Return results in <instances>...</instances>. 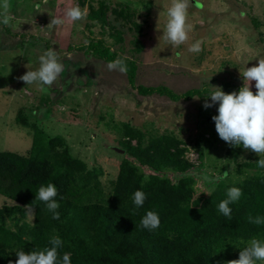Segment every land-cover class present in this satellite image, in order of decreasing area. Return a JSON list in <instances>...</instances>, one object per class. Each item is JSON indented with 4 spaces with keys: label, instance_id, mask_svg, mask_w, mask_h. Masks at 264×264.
Returning <instances> with one entry per match:
<instances>
[{
    "label": "rangeland",
    "instance_id": "374dc122",
    "mask_svg": "<svg viewBox=\"0 0 264 264\" xmlns=\"http://www.w3.org/2000/svg\"><path fill=\"white\" fill-rule=\"evenodd\" d=\"M9 2L11 20L8 25L0 23V152L29 156L38 127L53 139L54 155L74 158L77 182L98 179L106 196L112 193L122 163L128 162L143 182L154 174L174 185L191 179L193 200L217 208L229 188L264 177V168L256 164L259 155L218 136L212 120L218 104L203 107L206 101L211 103L212 86L225 91L231 84L240 89L244 84L240 70L264 58V0H191L186 19L189 39L178 47L163 39L171 0ZM69 5L87 8L86 18L48 27L51 18L62 16ZM91 5L104 6L107 25L88 19ZM120 34L121 43L115 39ZM197 40L202 41V50L189 52ZM91 41H102L119 58L135 61L137 85L166 86L178 94L207 91L178 102L159 95L141 96L127 73L109 71L106 62L73 50ZM48 49L56 51L64 71L50 87L45 86V93L19 77L38 69L39 57ZM251 90L257 91L255 81ZM126 125L142 133L144 146L165 135L177 138L184 159L195 169L185 174L168 169L156 173L141 166L123 149ZM224 172L229 175L221 181L218 177ZM5 205L13 203L0 195V208ZM28 211L33 223L35 211L34 215Z\"/></svg>",
    "mask_w": 264,
    "mask_h": 264
},
{
    "label": "trees",
    "instance_id": "16d2710c",
    "mask_svg": "<svg viewBox=\"0 0 264 264\" xmlns=\"http://www.w3.org/2000/svg\"><path fill=\"white\" fill-rule=\"evenodd\" d=\"M103 7L96 9L91 5L88 19L107 25ZM115 39L123 41L121 34ZM73 50L106 63L119 58L102 41L76 45ZM124 60L130 85L141 96L159 95L178 102L191 101L207 91L192 89L178 94L166 86L137 85V63ZM237 90L227 84L224 92ZM125 129L128 140L121 141L123 149L141 166L156 173L168 169L185 174L195 169L193 163L184 159L182 143L177 138L165 135L144 146L142 133L127 125ZM132 140L137 141L136 145ZM52 144L51 136L37 127L29 156L0 152V195L13 203L0 208V264H15L19 250L51 247L49 241L54 236L63 242L58 254L62 257L68 253L71 264H226L238 259L252 238L264 241V224L248 220L249 216L264 217V177L237 186L243 195L229 205V218L217 206L193 200L191 179L174 185L154 174L143 182L128 162L122 163L112 193L106 196L98 179L78 183L74 158L54 155ZM47 183L57 188L59 220L52 218L44 202L36 200L38 187ZM137 190L147 197L139 208L132 199ZM28 209L35 211L33 223L28 221ZM147 211L159 215L158 228L141 227Z\"/></svg>",
    "mask_w": 264,
    "mask_h": 264
},
{
    "label": "clouds",
    "instance_id": "9594fccd",
    "mask_svg": "<svg viewBox=\"0 0 264 264\" xmlns=\"http://www.w3.org/2000/svg\"><path fill=\"white\" fill-rule=\"evenodd\" d=\"M43 2L46 4L48 0H43ZM190 5L191 0H171L167 9L163 39L173 47H178L189 39L190 26L186 24V19ZM10 7L9 0H0V23L4 25H8L11 20ZM35 9L39 12L40 4H36ZM87 14V8L81 9L79 6L69 5L65 8L62 16L51 18L48 27L59 28L65 23L71 24L85 19ZM201 44L202 41L197 40L189 46L188 51L200 52ZM107 68L109 71L116 70L121 73L128 71L125 60L121 58L109 61ZM63 71L64 66L59 61L56 51L48 49L39 57L38 69L28 70L19 79L27 85L37 84L39 90L46 93L47 87L45 86L50 87ZM240 73L244 84L238 92L225 93L221 87L212 86L215 90L208 96L211 98V103L206 101L203 107L207 109L218 104V114L212 116L218 136L231 146L242 145L244 149L259 155L261 158L256 161V164L259 168H264V58H259L257 65L245 67L240 70ZM252 81H255L257 89L255 94L251 90ZM228 175V172H224L218 179L223 181L227 179ZM35 194L36 200L44 202L48 211L53 214L52 218L59 220L60 213L57 209L60 205L55 199L58 194L56 186L53 183H47L46 186L40 185ZM242 195L240 188H229L226 193L227 198L218 205V211L231 218L232 209L229 204L238 201ZM146 198L143 191H135L132 199L136 208L142 207ZM30 212L34 215L33 209H30ZM248 220L256 225L264 224V217L261 216H249ZM140 224L144 229L154 230L160 225L159 215L154 211H147ZM49 244L51 247L30 252L17 251L15 255L18 259L15 264H71L68 253H64L62 257L58 254V249L63 244L59 236L52 237ZM257 262H264V241L252 238L248 246L239 252V258L228 260L226 264H257ZM9 264H13V262L9 261Z\"/></svg>",
    "mask_w": 264,
    "mask_h": 264
}]
</instances>
